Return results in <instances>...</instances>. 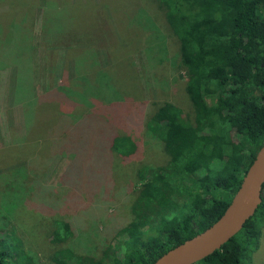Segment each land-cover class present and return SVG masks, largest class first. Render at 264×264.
Instances as JSON below:
<instances>
[{"label":"trees","instance_id":"trees-1","mask_svg":"<svg viewBox=\"0 0 264 264\" xmlns=\"http://www.w3.org/2000/svg\"><path fill=\"white\" fill-rule=\"evenodd\" d=\"M146 1L161 11L164 25L176 43L190 115L172 103H163L147 121L146 131L159 139L167 160L164 165L137 171L141 184L132 219L108 236L100 255L88 257L62 248L49 256L51 264L153 263L219 218L264 139V0L142 2ZM142 2L143 7L147 5ZM25 5L28 8L21 12V22L5 25V32L0 34V70L6 66L14 69L17 81L14 100L16 103L23 100L19 120L18 115L15 119L8 114L7 124L15 127L9 126L8 132L13 138L6 150L10 151L12 161H23L30 167L24 179L30 181L31 177H38L31 165L36 162L43 166L45 162L38 158V150L34 159V154L28 156V151H21L18 140L25 141L24 146H29V150L48 146L47 133L49 130L52 135L55 133L52 130L60 119L58 114L87 109V115L107 103L102 98H99L100 105L93 101L94 89L101 82L113 92L116 87L113 76L107 73L108 68L92 71V78L79 77L77 70L73 78L77 86L67 83L65 88L59 84L54 91L46 90V106H40L39 97L31 91L28 56H25L35 19L39 16L38 33L42 42H54L48 52L54 53L59 47L64 60L80 58V67L84 58L81 54L87 49L85 44L91 41L84 35V25H66L67 20L55 9L62 6L61 2L56 6L49 0H29ZM12 9L9 2L0 0V14ZM118 44L121 52L123 45ZM109 62L112 66V56ZM55 67L56 64L49 71ZM71 129L62 132L65 134ZM18 131L28 133L19 139ZM111 133L110 151L120 158L131 156L135 151L134 142L114 130ZM34 166L36 170L38 166ZM19 174L23 180L25 175L20 168ZM29 181L22 189L13 184L10 189L23 193L24 212L28 211L25 208H31L32 215L43 213L47 202L40 201L45 190L39 191V195L43 193L40 199L34 191L36 183ZM35 197H38L39 206L30 207ZM260 199L254 214L233 237L194 264H240L243 258L249 260L250 254L257 249L260 227L264 225V184ZM2 208L0 206V264L6 261L7 264H32L22 248V241L10 229L12 209L9 212L5 206ZM53 225L49 243L60 245L72 236L64 221L55 219Z\"/></svg>","mask_w":264,"mask_h":264},{"label":"rangeland","instance_id":"rangeland-1","mask_svg":"<svg viewBox=\"0 0 264 264\" xmlns=\"http://www.w3.org/2000/svg\"><path fill=\"white\" fill-rule=\"evenodd\" d=\"M6 1L14 9L0 14V34L5 32V25L21 22V12L28 8L25 4H29V0H21V3L19 0ZM49 1L56 6L61 2V7H52L60 11L67 26L84 25V35L91 42L85 44L87 49L81 54L84 58L80 67V58L64 60L59 47L54 53L48 52L54 42H42L38 33L39 16L35 19L29 33L30 42H26L29 47L25 56H28L31 91L39 97L40 106H46V90L54 91L59 84L65 88L67 83L71 87L77 86L78 83L73 81L77 70L79 77H91L92 71L108 68L116 92L101 82L94 89L93 101L100 105L99 98L106 100L104 107L93 109L87 115V109L58 114L60 119L56 120L52 130L55 133L52 135L48 131L49 144L44 148L29 150V146H24L25 141L18 140L21 151H28V156L34 154V159L38 150V158L45 162L43 166L33 163L32 170L38 177L24 181L30 167L23 161H12L10 151L6 150L13 138L9 135V126L15 127L7 124L8 114L15 119L18 115L19 120L23 100L17 103L14 100L13 90L17 84L14 69L6 66L0 70V151H3L0 152V206L2 209L5 206L9 212L12 209L10 229L22 241V248L27 251L32 264H51L49 256L62 248H69L78 255L98 257L108 236L132 219L141 184L137 171L164 165L167 160L159 139L146 131L147 121L163 103H172L190 115L185 80L178 67L177 46L155 4L146 1L144 8L143 0ZM118 42L123 45L121 52ZM19 46L22 47L21 42ZM54 64L55 69L49 71ZM73 125L76 127L71 129ZM69 129L70 132L63 134L62 131ZM113 130L134 142L135 151L131 156L120 158L110 151L108 142ZM25 133L28 132L18 131L17 137L20 139ZM34 165L38 166L36 170ZM19 168L25 175L23 180ZM28 181L36 183L34 191L40 199L43 193L39 195V191L45 190L40 201L42 204L47 202L43 213L32 215L31 208H25L28 211L24 212L23 193L10 189L12 184L22 189ZM37 198L30 207L39 206ZM55 219L64 221L72 233L60 245L48 242ZM249 257V260H240V264H264V225L260 227L257 249Z\"/></svg>","mask_w":264,"mask_h":264},{"label":"water","instance_id":"water-1","mask_svg":"<svg viewBox=\"0 0 264 264\" xmlns=\"http://www.w3.org/2000/svg\"><path fill=\"white\" fill-rule=\"evenodd\" d=\"M264 184V139L219 218L151 264H194L218 250L254 214Z\"/></svg>","mask_w":264,"mask_h":264}]
</instances>
